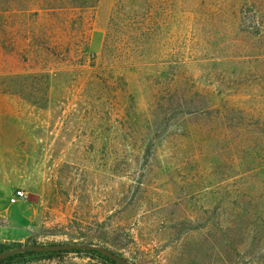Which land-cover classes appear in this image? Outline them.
Returning a JSON list of instances; mask_svg holds the SVG:
<instances>
[{
	"label": "rangeland",
	"instance_id": "1",
	"mask_svg": "<svg viewBox=\"0 0 264 264\" xmlns=\"http://www.w3.org/2000/svg\"><path fill=\"white\" fill-rule=\"evenodd\" d=\"M126 5L125 31L111 33L118 0L0 12V206L23 191L36 210L20 244L95 245L135 264H264V30L244 20L246 0ZM43 73L49 94L1 92L10 76ZM93 84L103 91L88 94Z\"/></svg>",
	"mask_w": 264,
	"mask_h": 264
},
{
	"label": "trees",
	"instance_id": "2",
	"mask_svg": "<svg viewBox=\"0 0 264 264\" xmlns=\"http://www.w3.org/2000/svg\"><path fill=\"white\" fill-rule=\"evenodd\" d=\"M98 3V0H0V12H18L25 13L32 11L33 8H36L37 14L40 10L44 11H52L56 9H66V8H88L94 7ZM129 0H118L119 7V16H112V19L109 21L108 25V33H111V30L114 31H125V17L123 11H125ZM247 8L243 9L244 20H248L252 23V27L257 36L263 35L264 30V0H246ZM122 14V16H121ZM7 23V20H4V27ZM109 34L106 39V43L103 47V53L105 57V53L107 52V48L109 47ZM125 55H120L118 57H124ZM116 57V56H115ZM114 59V58H113ZM106 61H109V56L105 57ZM115 60V59H114ZM108 65V64H107ZM106 67L105 74L106 78H111L114 72V65L109 64ZM128 73L120 74V77L124 80L127 78ZM53 76L49 73H43L38 75L32 74H19L14 77L7 78L6 86L1 88L2 93H13L19 94L20 96L30 99H35V95L40 93L49 94L50 90L53 89L54 80H52ZM37 79L41 87H35L32 85V80ZM103 90L100 88V84L97 86L95 84L87 87L86 92L88 94H97L101 93ZM125 93V92H123ZM119 94H117L118 96ZM170 106V105H169ZM169 109H172L171 106ZM219 111L220 108H217ZM223 109V108H221ZM130 110H134V108H127V113H130ZM175 111V110H173ZM188 111V110H187ZM192 110L183 114V116H191L193 114ZM223 119V117H221ZM225 119V118H224ZM23 245L20 243H9V242H1L0 241V255L6 251L12 250L14 248L22 247ZM51 246V245H47ZM85 254L89 258L96 261V264H120L115 260L105 256L98 250H89V249H73V250H57V251H49V252H36V251H25L21 253H15L10 255L9 257L0 260V264H26L30 262H38V261H63L70 254Z\"/></svg>",
	"mask_w": 264,
	"mask_h": 264
},
{
	"label": "crops",
	"instance_id": "3",
	"mask_svg": "<svg viewBox=\"0 0 264 264\" xmlns=\"http://www.w3.org/2000/svg\"><path fill=\"white\" fill-rule=\"evenodd\" d=\"M0 208L6 223L5 227L0 229V240L12 243L25 242L35 228L36 210L32 204L17 198L15 193L7 197Z\"/></svg>",
	"mask_w": 264,
	"mask_h": 264
},
{
	"label": "water",
	"instance_id": "4",
	"mask_svg": "<svg viewBox=\"0 0 264 264\" xmlns=\"http://www.w3.org/2000/svg\"><path fill=\"white\" fill-rule=\"evenodd\" d=\"M73 249H89V250H98L103 253L105 256L119 262L120 264H135L129 260H126L102 247L95 246V245H87V244H64V245H56V246H22L18 248H14L12 250L6 251L0 255V260L9 257L15 253H21L25 251H36V252H49V251H57V250H73Z\"/></svg>",
	"mask_w": 264,
	"mask_h": 264
},
{
	"label": "built area",
	"instance_id": "5",
	"mask_svg": "<svg viewBox=\"0 0 264 264\" xmlns=\"http://www.w3.org/2000/svg\"><path fill=\"white\" fill-rule=\"evenodd\" d=\"M16 197L24 199V198H26V193L23 191H18V192H16Z\"/></svg>",
	"mask_w": 264,
	"mask_h": 264
}]
</instances>
